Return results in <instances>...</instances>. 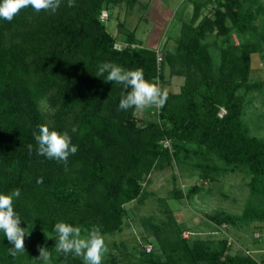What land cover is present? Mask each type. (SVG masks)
<instances>
[{
  "label": "trees",
  "instance_id": "16d2710c",
  "mask_svg": "<svg viewBox=\"0 0 264 264\" xmlns=\"http://www.w3.org/2000/svg\"><path fill=\"white\" fill-rule=\"evenodd\" d=\"M139 0H62L55 14L22 9L9 22L0 19V193L20 189L14 211L26 228L25 251L13 258L0 231V264H30L39 247L54 262L81 264L82 260L55 251L54 225L66 222L101 233L123 229L126 205L142 197L145 180L175 162L183 165L193 153L202 177L214 180L220 159L225 169L245 170L249 197L241 214L219 211L218 225L264 223V138L247 126L245 93L263 89L251 77L252 55L262 44L255 21L264 12L260 0H190L192 16L182 21L174 50L144 45L136 29L116 36L107 28L113 9L130 8ZM2 2V0H0ZM212 13L203 15L205 7ZM104 11L108 19L103 20ZM236 31L243 39L231 40ZM223 44L207 41L211 35ZM260 34L264 37V31ZM124 42L119 49L116 43ZM219 47L215 51L214 47ZM158 49L164 58L159 63ZM113 62L125 69H143L144 78L162 88L171 75L185 77L179 92L168 91L157 120L142 121L136 110H119L123 86L95 76L99 64ZM46 100L50 112L43 110ZM222 108L226 113L220 116ZM39 125L67 132L78 151L67 164L37 154L33 133ZM170 140L171 146H165ZM33 149L29 154L28 145ZM43 183L37 184V178ZM194 186L188 195L200 191ZM185 196L173 191L176 199ZM169 220L150 224L156 240L143 251L138 264H260L252 254L231 252V242L184 237L168 208ZM261 238L257 237L261 242ZM155 246V247H154ZM109 264H120L112 258Z\"/></svg>",
  "mask_w": 264,
  "mask_h": 264
},
{
  "label": "rangeland",
  "instance_id": "374dc122",
  "mask_svg": "<svg viewBox=\"0 0 264 264\" xmlns=\"http://www.w3.org/2000/svg\"><path fill=\"white\" fill-rule=\"evenodd\" d=\"M264 3V0H260ZM194 4L190 0H139L133 8L122 4L113 9L112 17L107 22V28L116 36L123 37L127 30L136 29V36L144 45L159 47L164 50H174L180 33L183 20L189 19L193 14ZM212 13V6L203 9V15ZM260 28L255 35L261 41V50L252 55L251 77L253 81L264 82V12L258 15L255 21ZM121 24L124 25L121 34ZM243 39L236 31L232 33L231 40L239 42ZM207 41L223 44V38L213 34ZM219 51V47H214ZM185 82V77L171 75L167 69V81L164 87L168 91L179 92ZM245 95L244 120L251 134L264 138V88L251 90ZM43 110L50 112L46 100L42 102ZM142 121L157 120L159 109L153 107L146 110H136ZM183 165L176 162L166 165L162 170L154 171L144 183L142 197L126 205L128 216L123 229L112 234H103L109 252L102 264H109L116 258L120 264H138L142 262L143 251L147 244L154 243L155 235L150 224L167 222L170 208L181 227L184 237H199L203 239L219 240L226 238L231 242V252H246L264 264V223L255 222L241 226L218 225L212 221L211 216L219 211L241 214L249 197L247 186L250 180L248 171L225 169L220 159H215L219 166L213 171L214 180L202 177V169L197 162L204 161L201 156L194 153L186 158L182 153ZM201 187L200 191L188 195L194 187ZM181 189L185 196L180 199L173 197V191ZM86 229H82V234ZM261 238V242L257 237ZM155 247V246H154ZM82 260V258L78 257ZM30 264H43L35 258ZM50 264L55 263L51 259ZM59 264H63L59 262ZM83 264V260L81 262Z\"/></svg>",
  "mask_w": 264,
  "mask_h": 264
},
{
  "label": "clouds",
  "instance_id": "9594fccd",
  "mask_svg": "<svg viewBox=\"0 0 264 264\" xmlns=\"http://www.w3.org/2000/svg\"><path fill=\"white\" fill-rule=\"evenodd\" d=\"M62 0H2L0 2V19L11 22L22 9L31 7L35 12L41 11L55 14L60 8ZM68 7L75 6V0H67ZM106 75L105 82H115L122 85L119 110L127 111L146 110L149 108H163L168 99V90L158 83L149 82L144 78L143 69H125L113 62H102L98 66L95 76ZM39 131L33 136L38 145V155L67 164L70 155L78 151V146L72 143L67 132L50 130L47 125H39ZM33 145H28L31 154ZM43 183V177L37 178V184ZM20 196V189L13 190L10 194L0 193V231L14 246L8 251L15 258L25 251V236L30 233L20 226L21 217L14 211L13 200ZM58 240L55 251L67 257L69 254L80 257L83 264H102L109 248L101 233L100 227L93 225L90 230L82 234L79 226L66 222H57L54 225ZM39 257L43 264H50L52 253L45 247H39Z\"/></svg>",
  "mask_w": 264,
  "mask_h": 264
},
{
  "label": "built area",
  "instance_id": "2783aa9c",
  "mask_svg": "<svg viewBox=\"0 0 264 264\" xmlns=\"http://www.w3.org/2000/svg\"><path fill=\"white\" fill-rule=\"evenodd\" d=\"M102 19L103 20H107L108 19V13H107V11H104L103 12ZM126 46H127V44L124 43V42H118V43H116V47H118L119 49L124 48ZM163 58H164L163 52L160 49H158V61H159V63H161V61L163 60ZM225 113H226V109L225 108H222L221 111H220V116H223ZM165 146L172 147L170 140H167L165 142ZM152 249H153V244L152 243L147 244L146 251L147 252H150Z\"/></svg>",
  "mask_w": 264,
  "mask_h": 264
},
{
  "label": "crops",
  "instance_id": "0c3cea01",
  "mask_svg": "<svg viewBox=\"0 0 264 264\" xmlns=\"http://www.w3.org/2000/svg\"><path fill=\"white\" fill-rule=\"evenodd\" d=\"M154 48H156V47H154Z\"/></svg>",
  "mask_w": 264,
  "mask_h": 264
}]
</instances>
